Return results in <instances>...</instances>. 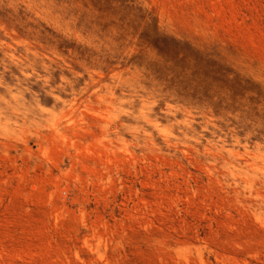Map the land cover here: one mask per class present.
<instances>
[{
    "label": "rangeland",
    "instance_id": "obj_1",
    "mask_svg": "<svg viewBox=\"0 0 264 264\" xmlns=\"http://www.w3.org/2000/svg\"><path fill=\"white\" fill-rule=\"evenodd\" d=\"M0 264H264V0H0Z\"/></svg>",
    "mask_w": 264,
    "mask_h": 264
}]
</instances>
